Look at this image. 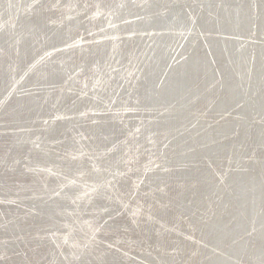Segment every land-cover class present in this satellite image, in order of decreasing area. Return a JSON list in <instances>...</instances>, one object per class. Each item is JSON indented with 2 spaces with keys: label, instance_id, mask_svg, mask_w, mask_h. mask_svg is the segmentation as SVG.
Instances as JSON below:
<instances>
[{
  "label": "rangeland",
  "instance_id": "rangeland-1",
  "mask_svg": "<svg viewBox=\"0 0 264 264\" xmlns=\"http://www.w3.org/2000/svg\"><path fill=\"white\" fill-rule=\"evenodd\" d=\"M263 20L264 0H0V264H211L216 240L256 264L234 177L264 184V142L234 126L233 44L264 70Z\"/></svg>",
  "mask_w": 264,
  "mask_h": 264
},
{
  "label": "bare ground",
  "instance_id": "bare-ground-1",
  "mask_svg": "<svg viewBox=\"0 0 264 264\" xmlns=\"http://www.w3.org/2000/svg\"><path fill=\"white\" fill-rule=\"evenodd\" d=\"M245 24L247 25L248 21L246 17H244L240 13L239 19L237 21V25L235 26L234 24L230 23L228 25H225V28L227 29V33H229V35L230 34L233 35L235 34V32H242V34L241 33L240 34L245 36L244 34V31H245L244 29L246 28L244 27ZM237 34L238 33H236L235 35ZM240 34H239V37L241 38L242 36ZM261 34L264 37V20H263L262 29L260 31V35ZM239 37H236V38H239ZM235 40L237 41V39ZM261 41L262 40H260V42ZM152 44H153V47H152V50H153V48L156 46V41H154ZM242 47H246V48H242ZM262 48H264V43H263ZM233 49L236 55V58L234 59V62H233V71L235 69L234 78H238L236 86L237 88H240L239 92L237 93L234 92L233 101L234 102L243 101L244 103V106H243L244 113L243 115L238 116V118L235 121L237 122V124L234 126H239L240 124L244 128L246 127V132H244L245 139H246V135H250L252 131H255L256 138L254 140L256 144L258 142H261L262 144L264 142V91L261 90V87L264 85V70L262 67L260 68V71L258 70L259 73L256 72L255 75L251 74V76L247 78L246 77L247 70H246L245 65H243L242 58L248 54V47L246 45L241 46V44L240 45L233 44ZM185 86L186 84H182V86L180 87H185ZM148 101L149 102L155 101V99L148 98ZM253 122L256 123L255 126L253 125ZM236 162L239 163L240 160L237 159ZM261 165L263 167L264 162ZM244 177H246V175L242 171H237L235 174L234 180L238 183V185L236 186V189L238 190L237 193L242 195V199H243V196H245L242 201V206L243 208H246V211L248 212L247 215L250 217L247 221H250L251 223L253 222L252 225L257 230L256 236H258L260 244L264 246V209H261L264 205V184L260 180H258V184H256L257 180H254L252 183H249V184H244L243 183ZM244 225L246 226V224ZM240 227L241 225L239 226V228ZM239 228L235 229L234 232H236ZM216 243H217V240L214 244V247L218 251V255L211 264H234V261H229L226 255L222 254L219 251V249L216 248ZM241 247H242L241 245L237 246L234 249L233 254L239 256ZM254 257L256 258V264H261L260 262L263 261L262 258L264 257V251H261V247L257 249V253L255 254Z\"/></svg>",
  "mask_w": 264,
  "mask_h": 264
}]
</instances>
